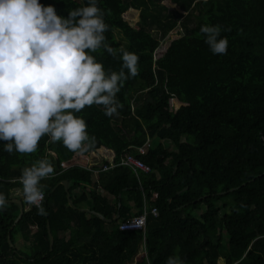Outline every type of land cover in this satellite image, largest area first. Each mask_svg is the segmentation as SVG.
I'll return each instance as SVG.
<instances>
[{"label":"trees","instance_id":"16d2710c","mask_svg":"<svg viewBox=\"0 0 264 264\" xmlns=\"http://www.w3.org/2000/svg\"><path fill=\"white\" fill-rule=\"evenodd\" d=\"M41 3L67 17L87 0ZM98 7L116 54L101 48L92 55L117 72L122 51L139 58L138 75L117 94V114L105 116L97 105L77 114L95 138L84 155L96 152L114 168L95 174L101 167H87L47 136L31 154H9L0 142V193L8 201L0 211V264H165L169 256L185 264H264V0H98ZM204 24L227 29L226 54L211 53ZM126 153L152 172L117 166ZM39 159L54 168L41 181L44 216L18 181ZM64 181L74 207L89 203L112 222L72 207ZM13 201L23 204L18 222ZM145 210V229L120 230ZM17 236L30 245L19 248Z\"/></svg>","mask_w":264,"mask_h":264},{"label":"clouds","instance_id":"9594fccd","mask_svg":"<svg viewBox=\"0 0 264 264\" xmlns=\"http://www.w3.org/2000/svg\"><path fill=\"white\" fill-rule=\"evenodd\" d=\"M107 30L98 0H87L86 6L69 10L67 17L41 0H0V142H5L4 151L34 153L44 136L61 141L78 156L90 150L95 138L77 114L93 105L102 106L105 116L117 114V94L126 80L138 75L135 53L122 51L118 72L107 71L92 55L103 48L115 56L106 42ZM199 31L213 55L227 53L228 39L221 36L227 29L204 24ZM100 167L95 171L101 172ZM53 173L52 164L39 159L24 168L20 177L24 200L41 216L47 215L41 181ZM7 203L0 193V211ZM165 264L185 261L169 256Z\"/></svg>","mask_w":264,"mask_h":264},{"label":"built area","instance_id":"2783aa9c","mask_svg":"<svg viewBox=\"0 0 264 264\" xmlns=\"http://www.w3.org/2000/svg\"><path fill=\"white\" fill-rule=\"evenodd\" d=\"M150 146H151V142L148 139L147 142L142 147L136 148V151L139 155L146 154ZM61 166L66 168V166L64 164H62ZM119 166L131 168L132 171H134V173L136 175H138L139 172L140 173L141 172L142 173H150L152 171V169L149 165L144 163L140 158H138L135 154H132V153L124 154L123 157L121 158ZM109 168L110 167H108V166L102 167L103 170H108ZM18 181L20 182V179H18ZM43 201H44V198H43ZM43 201H42V203H43ZM152 213H153V215L156 216L157 215L156 209H153ZM147 215H148V211L145 210L144 213L140 216L132 217V218H129L125 221H122L119 225L120 230H122V231H137V230L145 229V227L147 225Z\"/></svg>","mask_w":264,"mask_h":264},{"label":"crops","instance_id":"0c3cea01","mask_svg":"<svg viewBox=\"0 0 264 264\" xmlns=\"http://www.w3.org/2000/svg\"><path fill=\"white\" fill-rule=\"evenodd\" d=\"M91 157L90 159L88 158V157ZM77 160H79V161H81V160H83V161H85L88 165H87V167H91L92 165H97V166H101L102 165V156L101 155H98L96 152H94V153H88L87 155H84V156H81L80 158L78 157L77 158ZM95 174H97L98 172L97 171H95L94 172ZM67 182V181H66ZM65 187V186H64ZM65 189H66V187H65ZM67 190H68V182H67ZM69 193V192H68ZM80 194V191H78L77 192V195H79ZM70 195V194H69ZM109 197H111V196H109ZM72 200V199H71ZM13 202H15V201H13ZM15 203H17V202H15ZM73 203V202H72ZM18 204V203H17ZM19 205V204H18ZM23 205V204H22ZM88 205H89V203H83V206H81V208H76V209H78L79 211H81V210H90L89 208H88ZM20 206V205H19ZM20 211H21V209H20ZM90 211H92V210H90ZM87 212V213H91V212ZM81 212H85V211H81ZM20 215V214H19ZM22 239V238H21ZM23 240V239H22Z\"/></svg>","mask_w":264,"mask_h":264},{"label":"water","instance_id":"95a60500","mask_svg":"<svg viewBox=\"0 0 264 264\" xmlns=\"http://www.w3.org/2000/svg\"><path fill=\"white\" fill-rule=\"evenodd\" d=\"M63 185L66 187V192L68 193V190H67V182L64 181V182H63ZM67 197H68L69 204H70L72 207H74V204L72 203V200H71V197H70L69 193L67 194ZM15 202H17V203L20 205V209H21V211H20V215L18 216L17 220L15 221V222H18L19 219L22 217V215H23V213H24V210H23L22 202H20V201H15ZM119 207H120V205H119ZM74 208H75V207H74ZM81 211L89 212L90 210H81ZM90 212H91V214H93V215H95V216L101 218L102 220H104V221H106V222H112V220H107V219H105V217H103V216H102L101 214H99V213H96V212H94V211H90ZM118 218H119V213L117 214V216L115 217L114 220H117ZM48 232H49V238H50V249H52V247H53V236H52V234H51V230H50V228H48ZM8 241H9V243H10V246L12 247L13 244L11 243L10 237H8Z\"/></svg>","mask_w":264,"mask_h":264},{"label":"rangeland","instance_id":"374dc122","mask_svg":"<svg viewBox=\"0 0 264 264\" xmlns=\"http://www.w3.org/2000/svg\"><path fill=\"white\" fill-rule=\"evenodd\" d=\"M131 17V15L129 16V18ZM154 32V35L156 36V37H158L157 36V34H156V31H153ZM115 34H116V38L121 42V44L122 45H125V39L122 37V35H120L117 31L115 32ZM152 144H154V145H157V143H158V141H157V139H153L152 141ZM164 144H165V146H167L168 145V142H164ZM89 159L91 158L90 156L88 157ZM111 169H113V168H110L109 170H111ZM22 238V237H21ZM20 238V236H17L16 237V244H17V246L19 247V248H21V249H24V246H26V247H28L29 245H30V242H28V241H24V240H22ZM127 264H135V261H133V262H129V263H127ZM222 264V263H221Z\"/></svg>","mask_w":264,"mask_h":264}]
</instances>
